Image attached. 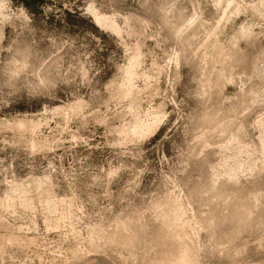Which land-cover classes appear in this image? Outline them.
I'll return each mask as SVG.
<instances>
[{
    "label": "rangeland",
    "instance_id": "1",
    "mask_svg": "<svg viewBox=\"0 0 264 264\" xmlns=\"http://www.w3.org/2000/svg\"><path fill=\"white\" fill-rule=\"evenodd\" d=\"M0 264H264V0H0Z\"/></svg>",
    "mask_w": 264,
    "mask_h": 264
},
{
    "label": "bare ground",
    "instance_id": "2",
    "mask_svg": "<svg viewBox=\"0 0 264 264\" xmlns=\"http://www.w3.org/2000/svg\"><path fill=\"white\" fill-rule=\"evenodd\" d=\"M3 1V0H2ZM2 4V2H1ZM5 4V2H4ZM3 5V4H2ZM4 7V6H3ZM91 12V10H90ZM93 14V17L95 19V21L99 24V25H106V26H110L114 29L117 28L116 26V23L114 22V20L112 19V17L108 16L107 14H102V13H99L98 11H94L92 10L91 12ZM136 59V58H135ZM136 62H137V59H136ZM23 193V192H22Z\"/></svg>",
    "mask_w": 264,
    "mask_h": 264
}]
</instances>
